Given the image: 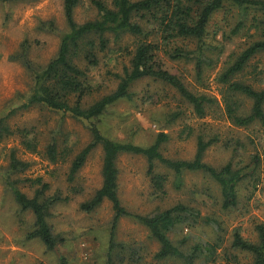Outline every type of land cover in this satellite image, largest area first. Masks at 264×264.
I'll use <instances>...</instances> for the list:
<instances>
[{
	"label": "rangeland",
	"instance_id": "rangeland-1",
	"mask_svg": "<svg viewBox=\"0 0 264 264\" xmlns=\"http://www.w3.org/2000/svg\"><path fill=\"white\" fill-rule=\"evenodd\" d=\"M227 7L219 11L210 24L211 32L220 29L216 35L220 42L223 40L222 32L230 33L239 19L237 8ZM97 14L98 9L93 0H79L75 8L78 22L93 19ZM256 17L264 19V12L251 11L245 29L230 41H224L221 55L218 56V50L209 53L216 62L205 69L203 80L196 77L194 60H172L163 52L160 53L166 68L183 77L192 89L216 99L206 116L194 114L190 106L180 101L179 94L170 85L144 78L134 84L133 100L118 102L103 117L108 125L107 130L113 136L130 137L143 145L151 143L158 132L164 131L169 134V139L163 144L162 150L165 156L171 158H192L197 149L198 134L202 133L207 138L217 135L219 140L205 154L208 163L220 166L233 158L234 151L227 145L229 140L245 143L240 147V155L235 156V161L244 160L241 165L249 163L257 153L264 160V122H257L247 128L233 124L225 114L227 85L218 80L226 62L262 34V29L255 27ZM48 20H54L60 28H65L64 0H0V117L21 104L22 94L27 93L32 85L26 67L21 61L10 59V55L17 52L25 40L30 43V58L38 65L47 64L58 51L60 36L40 29L41 23ZM212 37L208 38L209 41H212ZM134 40V37L127 35L120 42L124 50L108 53L107 56L100 53L99 65L89 73L101 86V91L89 101L116 88L118 80L113 73L122 72L123 64H128L130 55L127 50H131ZM111 45L113 48L119 46L115 43ZM189 47H196V43L190 42ZM236 78L251 83L255 88H264V53L253 57ZM236 99L241 102L240 110L250 109L252 101L249 98L237 95ZM179 108L185 110L184 115L172 123L166 122L169 115ZM8 121L14 128L35 130L39 144L37 151H32L21 143L19 135L6 138L0 142V167L8 163L10 150L16 148L18 156L31 163L21 174L23 178L42 177L51 185L49 194L59 192L62 197L69 196V199L58 202L51 209L49 221L63 242L57 249L48 250L41 240L27 238L33 214L20 209L0 180V264H59L63 255L68 257L70 264H105L113 218L112 203L106 200L92 212L80 209V204L89 199L102 184L101 144L94 148L79 171L73 183L78 188L76 192L71 190L72 184L68 181L72 158L91 141L88 123L62 112L39 107L22 109ZM186 126H191L193 133H183ZM53 134H58L62 143L66 140L70 148L57 162H52L45 154L46 144ZM117 165L119 196L127 210L145 214L184 203L199 211L200 219L195 226L171 233L175 242L186 239V245L189 246L196 242L221 243L216 259L209 260L204 254L196 264H227L225 251L230 248L236 228L241 229L244 237L257 239L256 224L264 222V161L252 177L239 183V202L229 209L222 207L218 183L201 171L184 172L178 185L174 173L158 165L157 171L168 176L165 192L160 193L155 190L148 175L145 156L124 153L118 158ZM22 188L32 194L33 188L26 184H22ZM117 240L141 247L147 264H182L177 260L156 259L154 254L160 248L159 242L150 237L144 225L131 217H123L119 221ZM241 258L244 263L247 262V258Z\"/></svg>",
	"mask_w": 264,
	"mask_h": 264
},
{
	"label": "trees",
	"instance_id": "trees-1",
	"mask_svg": "<svg viewBox=\"0 0 264 264\" xmlns=\"http://www.w3.org/2000/svg\"><path fill=\"white\" fill-rule=\"evenodd\" d=\"M3 2L18 0H1ZM79 0H64L65 28H60L54 20L43 21L40 29L51 31L60 36V44L56 55L45 65H38L29 56L30 43L25 40L20 49L10 55V59L19 60L26 67L32 78V85L27 93L22 94V103L15 106L8 114L0 117V142L14 135L21 137V143L32 151H37L39 138L35 130L27 127L14 128L9 118L22 109L39 107L62 112L77 120L88 123L91 141L74 155L70 163L68 181L74 186L79 171L94 150L101 144L103 148L102 184L87 200L80 204V209L92 212L104 201L112 203L113 218L110 224V237L105 264H147L142 256V248L127 245L117 240L118 223L123 217H131L144 225L151 238L159 242L160 248L154 254L158 260H177L182 264H196L206 254L210 260L218 256L220 242H196L186 245V239L175 242L171 233L185 227L192 228L200 219L196 209L177 203L170 208L156 209L150 213H134L123 205L119 196L118 158L124 154L143 155L148 161V175L153 187L158 192H165L168 176L158 172L162 165L173 172L178 185L186 171H201L215 180L221 191L222 207L229 209L239 202L238 185L248 177H252L262 163L263 157L257 153L249 163L244 160L235 161L240 155V147L244 142L229 140L234 154L227 163L215 166L205 161L207 149L219 140V136L207 138L200 133L197 136V149L192 158H171L165 156L163 144L169 134L160 131L149 144L136 143L130 137L119 138L108 131L104 116L122 100H133V86L136 82L150 78L170 85L180 96V101L190 106L194 114L204 117L216 99L192 89L180 75L165 67L160 53L168 55L172 60H194L195 74L203 80L205 69L215 64V58L209 53L217 51L218 56L224 51V41L245 29L251 11L264 12V0H112L106 3L93 0L98 14L93 19L78 22L75 8ZM227 6L237 8L239 19L230 33H223L220 42L216 35L220 29L211 32L213 17ZM230 9V8H229ZM255 27L262 29L260 37L253 39L240 53L235 54L219 73L218 80L227 85L225 94L226 117L236 126L250 127L257 122H264V88H255L251 83L237 79L258 54L264 53V19H257ZM263 26V27H262ZM212 33V34H211ZM130 35L135 38L128 64L124 63L122 72L113 73L118 80L115 89L89 101L101 86L90 77L89 71L100 63V53H116L124 50L120 42ZM213 36L209 41V37ZM195 42L196 47H189ZM112 43L119 45L112 47ZM129 45H127L128 48ZM237 95H243L252 101L249 110H240ZM185 113L183 108L172 112L166 120L172 123ZM194 129L186 126L183 133L190 135ZM182 133V134H183ZM58 134H53L46 144L45 154L52 162H57L69 151L67 141L61 142ZM63 145V146H62ZM8 163L0 167V180L11 192L22 211L33 214V223L27 234L28 239H39L48 250H55L63 242L56 234L49 221L51 209L58 202L69 199L59 192L49 194L51 185L42 177L21 176L30 162L21 159L16 148L9 153ZM22 184L33 188L29 194ZM257 239L252 240L242 235L241 229L234 230L230 248L225 251L227 264H264V222L256 224ZM221 241V239H220ZM247 258V262L242 261ZM59 264H70L63 255Z\"/></svg>",
	"mask_w": 264,
	"mask_h": 264
}]
</instances>
